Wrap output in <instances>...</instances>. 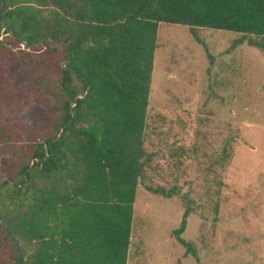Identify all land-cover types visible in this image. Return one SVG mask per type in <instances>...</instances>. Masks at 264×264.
Wrapping results in <instances>:
<instances>
[{"label": "trees", "instance_id": "obj_1", "mask_svg": "<svg viewBox=\"0 0 264 264\" xmlns=\"http://www.w3.org/2000/svg\"><path fill=\"white\" fill-rule=\"evenodd\" d=\"M6 6L0 0V264L19 252L13 264H127L136 190L150 159L144 145L159 26H187L203 45L196 30L231 31L242 35L236 45L264 38V0H9L8 30ZM20 68H32V91L55 101L46 96L47 123L26 139L20 130L28 126L6 118L26 104L10 85ZM186 203L173 235L199 262L182 237Z\"/></svg>", "mask_w": 264, "mask_h": 264}, {"label": "rangeland", "instance_id": "obj_2", "mask_svg": "<svg viewBox=\"0 0 264 264\" xmlns=\"http://www.w3.org/2000/svg\"><path fill=\"white\" fill-rule=\"evenodd\" d=\"M196 33L207 49L187 26L158 28L144 145L150 159L136 190L127 264H264V48L252 43L264 38L235 45L239 33ZM31 73L15 71L10 85L26 104L6 116L28 126L24 139L47 123L46 96L55 102L29 88ZM147 186L176 193L166 198ZM186 198L192 209L182 237L199 262L173 235Z\"/></svg>", "mask_w": 264, "mask_h": 264}, {"label": "water", "instance_id": "obj_3", "mask_svg": "<svg viewBox=\"0 0 264 264\" xmlns=\"http://www.w3.org/2000/svg\"><path fill=\"white\" fill-rule=\"evenodd\" d=\"M5 2H6V5H7V6H6V9H5L4 14H3V17H2V24H3L4 28L8 30L7 25H6V23H5V15H6L7 10H8L9 0H5ZM10 34H11L12 36H14L12 33H10ZM14 37H15V36H14ZM52 39H53V38H50V37H46V38H44V40H52ZM44 40H39V41H37V42H34V43H32L30 46H36V45H39V44L42 43ZM67 45H68V44H67ZM68 62H69V60H66V61L63 63V65H62L63 68H67V67H66V64H67ZM85 95H86V92L83 93V94H78V95L76 96L75 100L78 99V98H82V97H84ZM74 104H75V102H74V103L71 105V107H70L71 111H72V108H73ZM72 115H73V113H72ZM62 133H63V127L60 129V132H59V134H58V137L61 136ZM31 165H32V164H31ZM31 165L29 166V169H30ZM24 178H25V181H26V172H25V174H24ZM4 182H5V180H2V181L0 182V187H1V185H2ZM13 182L18 184L17 181H13ZM23 187L25 188V187H26V184H24ZM1 222H2V221H1ZM2 224H3V222H2ZM3 227L6 228L4 224H3ZM16 246H17V248H19L18 243H16ZM20 255H21V253L19 252V253H18V256H17V259L14 260L13 263H15V262L20 258ZM13 263H12V264H13Z\"/></svg>", "mask_w": 264, "mask_h": 264}]
</instances>
